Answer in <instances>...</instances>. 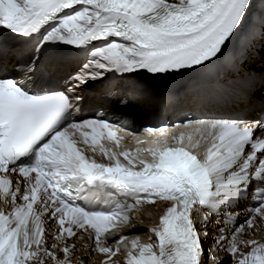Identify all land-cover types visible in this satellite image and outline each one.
<instances>
[{
  "label": "snow or ice",
  "instance_id": "6c2138e0",
  "mask_svg": "<svg viewBox=\"0 0 264 264\" xmlns=\"http://www.w3.org/2000/svg\"><path fill=\"white\" fill-rule=\"evenodd\" d=\"M7 34L22 41L11 77ZM219 61L248 82L249 100L260 94L258 114L185 113L140 129L152 139L134 148L123 142L136 133L106 112L80 116L115 94L113 79L178 78ZM158 203L142 242L140 213ZM117 256L264 264V0H0V264Z\"/></svg>",
  "mask_w": 264,
  "mask_h": 264
},
{
  "label": "bare ground",
  "instance_id": "6f19581e",
  "mask_svg": "<svg viewBox=\"0 0 264 264\" xmlns=\"http://www.w3.org/2000/svg\"><path fill=\"white\" fill-rule=\"evenodd\" d=\"M259 59H260V57L258 56L257 60H259ZM257 65H259V64H257ZM113 83H115V85L118 84V82H113ZM119 85H120V84H119ZM125 89H126V87H120V88H115V87H114V88H113V90H115V92H117L119 95L123 96L124 98H128V96L126 95V93H127V92H131V94H132V90H126V91H125ZM152 94L155 95V94H156V91H153ZM152 94H151V95H152ZM151 95H150V100H153V98H152ZM149 103H152V102L149 101ZM97 258L100 259L99 256H97ZM86 264H87V261H86Z\"/></svg>",
  "mask_w": 264,
  "mask_h": 264
},
{
  "label": "rangeland",
  "instance_id": "374dc122",
  "mask_svg": "<svg viewBox=\"0 0 264 264\" xmlns=\"http://www.w3.org/2000/svg\"><path fill=\"white\" fill-rule=\"evenodd\" d=\"M150 213V212H149ZM96 260H98V259H96Z\"/></svg>",
  "mask_w": 264,
  "mask_h": 264
}]
</instances>
